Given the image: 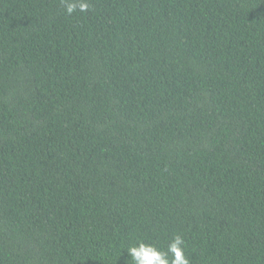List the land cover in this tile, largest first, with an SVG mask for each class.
I'll return each mask as SVG.
<instances>
[{
	"label": "trees",
	"instance_id": "1",
	"mask_svg": "<svg viewBox=\"0 0 264 264\" xmlns=\"http://www.w3.org/2000/svg\"><path fill=\"white\" fill-rule=\"evenodd\" d=\"M176 234L264 264V0H0V264Z\"/></svg>",
	"mask_w": 264,
	"mask_h": 264
},
{
	"label": "clouds",
	"instance_id": "2",
	"mask_svg": "<svg viewBox=\"0 0 264 264\" xmlns=\"http://www.w3.org/2000/svg\"><path fill=\"white\" fill-rule=\"evenodd\" d=\"M77 7L81 12L88 10V4L81 2L66 3L68 14L74 12ZM128 256L132 264H191L190 259L185 255V241L183 237L176 234L168 243L166 249H162L153 243L137 240L126 246Z\"/></svg>",
	"mask_w": 264,
	"mask_h": 264
}]
</instances>
